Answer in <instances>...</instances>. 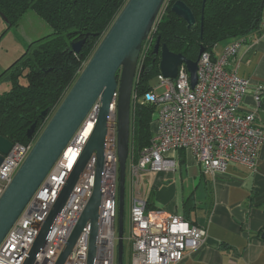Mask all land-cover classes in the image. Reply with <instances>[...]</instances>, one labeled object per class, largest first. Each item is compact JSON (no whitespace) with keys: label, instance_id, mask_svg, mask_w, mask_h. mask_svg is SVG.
<instances>
[{"label":"built area","instance_id":"2783aa9c","mask_svg":"<svg viewBox=\"0 0 264 264\" xmlns=\"http://www.w3.org/2000/svg\"><path fill=\"white\" fill-rule=\"evenodd\" d=\"M157 22L142 44L137 76L148 52L156 43ZM242 39L231 40L217 57L206 50L200 55L198 79L194 88L185 64L179 67L176 78L165 77L160 72L156 78L157 84L145 94L144 99L157 106L150 144L138 153L130 148L127 163L133 183L143 172L175 169L176 162L169 153L181 149H187L197 159L205 161L214 173L224 171L230 164L240 163L250 168L256 166L260 149L264 145V116L259 119L264 85L257 84L254 87L256 108L242 112V102L251 87V81L227 69L229 59L238 51ZM136 98L133 95L134 103ZM116 99L117 93L110 105L111 115L107 128L95 264H116L119 194ZM99 108L98 100L2 240L0 264H23L29 257L42 224L94 130ZM88 124L93 127L86 135L84 130ZM34 142L13 143L8 154L3 155L4 160L0 166V197ZM73 155L75 158L71 162ZM96 163V154L93 153L34 264L56 263L92 195ZM90 233L91 226L88 222L64 264H88ZM206 237V228L190 223L181 215H164L155 209H149L147 199L132 196L130 233L127 238L131 244L130 264H174L187 251L203 245Z\"/></svg>","mask_w":264,"mask_h":264},{"label":"water","instance_id":"95a60500","mask_svg":"<svg viewBox=\"0 0 264 264\" xmlns=\"http://www.w3.org/2000/svg\"><path fill=\"white\" fill-rule=\"evenodd\" d=\"M165 1L128 0L113 24L103 35L91 59L62 102L51 114V117L48 115V110L42 112L41 117L43 121L47 122L39 136L36 138L38 121H35L28 129L27 137L35 141L34 145L0 197V244L68 145L72 136L81 126L91 108L98 100L100 102L94 130L77 163L62 186L56 202L53 204L31 247L29 257L23 264L35 263L39 252L46 245L48 236L61 210L93 153L96 154L97 163L92 195L55 264L65 263L88 222L91 226L88 264H95L103 196L105 144L111 115L110 105L114 102L116 93L117 152L119 157L116 264H124L125 184L131 143L134 85L142 44L160 17ZM172 11L186 21L189 29L196 24L195 15L183 1H176L172 6ZM0 15L6 21L4 15L2 13ZM85 40L86 38L72 42V51L80 52ZM204 51L205 48L201 47L198 58L191 60L180 53L170 51L166 45H161L159 37L154 45V52L160 54V72L165 77L176 78L179 67L185 64L190 73L192 88L197 83L198 61ZM12 146V141L0 135V166L4 160L3 155H7Z\"/></svg>","mask_w":264,"mask_h":264},{"label":"trees","instance_id":"16d2710c","mask_svg":"<svg viewBox=\"0 0 264 264\" xmlns=\"http://www.w3.org/2000/svg\"><path fill=\"white\" fill-rule=\"evenodd\" d=\"M127 1L0 0V13L6 18L5 21L0 15L4 21L0 41L29 10L52 28L50 34L28 44L0 74V84L11 86L0 92L1 136L13 143L27 144L30 142L27 131L35 121H38L36 138L39 136L47 122L43 121L42 112L48 110L51 117ZM176 1H165L156 24L155 41L159 37L161 45L191 60L198 58L201 47L213 53L224 41L245 38L262 29L264 0H180L196 17V24L190 29L186 21L172 11ZM85 38L81 51L73 52L72 42ZM159 63L160 54L154 52L153 46L134 85L133 95L137 98L135 103L132 101L130 148L137 153L149 146L153 136L157 106L144 99L160 74ZM23 77L26 83L21 82ZM261 106L264 108V95ZM183 206L188 220L195 209L194 199H185ZM147 207L153 209L149 200Z\"/></svg>","mask_w":264,"mask_h":264},{"label":"crops","instance_id":"0c3cea01","mask_svg":"<svg viewBox=\"0 0 264 264\" xmlns=\"http://www.w3.org/2000/svg\"><path fill=\"white\" fill-rule=\"evenodd\" d=\"M3 23L0 18L1 31ZM229 42L218 44L213 55L219 56ZM227 69L251 81L241 111L256 108L254 87L264 85V13L262 29L242 39ZM263 116L260 105L259 119ZM169 156L176 162L175 169L146 171L140 176L147 179L153 175L150 183L157 203L149 202L164 215L184 217L183 202L192 197L195 209L188 221L207 230L204 244L187 251L174 264H264V145L254 168L236 163L216 173L187 149Z\"/></svg>","mask_w":264,"mask_h":264},{"label":"rangeland","instance_id":"374dc122","mask_svg":"<svg viewBox=\"0 0 264 264\" xmlns=\"http://www.w3.org/2000/svg\"><path fill=\"white\" fill-rule=\"evenodd\" d=\"M51 32L52 28L50 27V25L33 10H29L20 20L19 24L9 29L3 35L0 41V74L4 70H6V68H8L14 62V60H16L25 51L28 44H30L32 41H35L41 37L50 34ZM21 82L26 83L27 81L23 77L21 78ZM156 84L157 79L154 81V85ZM10 87V84L1 83L0 92L4 90H9ZM152 176L153 175H150V177L147 179L145 177H139V182L137 179L135 180V183H133L130 176V168L128 167L127 163L124 214V264H130L131 244L127 238L130 233L131 198L133 195H138L142 198H145L146 195V198L150 200L152 204L153 202L157 203L155 191L153 190L152 185L150 183V179ZM145 184L147 188H145Z\"/></svg>","mask_w":264,"mask_h":264},{"label":"bare ground","instance_id":"6f19581e","mask_svg":"<svg viewBox=\"0 0 264 264\" xmlns=\"http://www.w3.org/2000/svg\"><path fill=\"white\" fill-rule=\"evenodd\" d=\"M92 124H88L87 126H86V128H85V130H84V133L86 134V135H88L90 132H91V130H92ZM74 158H75V156L73 155V157H72V159H71V162H72V160H74ZM184 207V206H183ZM186 207V206H185ZM189 208V207H188ZM185 218V217H184Z\"/></svg>","mask_w":264,"mask_h":264}]
</instances>
